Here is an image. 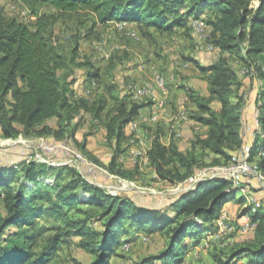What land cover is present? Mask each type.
<instances>
[{
    "label": "trees",
    "instance_id": "1",
    "mask_svg": "<svg viewBox=\"0 0 264 264\" xmlns=\"http://www.w3.org/2000/svg\"><path fill=\"white\" fill-rule=\"evenodd\" d=\"M19 1L36 21L29 23L0 13V137L51 136L72 140L91 156L86 151V138L82 142L76 140L79 118L90 113L94 125L103 121L106 127L108 145L113 151L108 167L124 178H133L134 171L123 169L120 159L126 150V128L144 103L130 101L129 91L127 95H113L115 106L103 120L109 104L105 93L92 101L75 98L74 66H87V78L98 82L103 76L93 62H77L80 38L68 55L60 50L54 40V26L59 19L72 18L83 11L94 15L87 37H99L98 24L106 26L116 21L135 23L147 38L155 32L175 33L183 28L190 36V17L208 13L206 21L213 29V42L221 54L210 65H202L195 58L189 61L208 82L209 95L185 88L188 99L196 106L195 110H188L189 115L197 124L209 128L208 135L197 134L186 150L176 143L167 146L157 137L148 153L150 164L161 180L182 183L205 166L227 164L244 147L246 97L234 91L238 75L226 54L237 56L250 68L254 62H264V0H258L257 6L251 0ZM46 7L56 10V14L46 13ZM261 64L257 69L261 84L256 86L255 102L264 130ZM214 101L220 103L219 110L212 106ZM52 118H57V127L47 123ZM262 144L259 137L254 139L251 158H258ZM211 155L214 158L208 163ZM257 161L264 172V157ZM243 186H234L227 178L208 179L194 189L178 193L164 208H146L132 196L110 194L74 168L37 161L0 165V198L6 211L0 214V264H57L62 245L74 237L79 238L80 248L93 255L89 264H112L122 238L131 239L129 227L137 232H158L166 239L161 251L144 257L138 264H180L206 232L217 228L226 203L237 200L244 206ZM81 204L86 207L78 206ZM249 210L242 207L241 213ZM73 212L86 217H74ZM46 215H52L61 224H39ZM94 217L102 222V229L90 225ZM252 218L258 222L254 238L215 254L217 264H237L245 258L247 264H264V209L252 214ZM11 227L17 229L9 230ZM75 264L84 263L75 260Z\"/></svg>",
    "mask_w": 264,
    "mask_h": 264
},
{
    "label": "rangeland",
    "instance_id": "2",
    "mask_svg": "<svg viewBox=\"0 0 264 264\" xmlns=\"http://www.w3.org/2000/svg\"><path fill=\"white\" fill-rule=\"evenodd\" d=\"M258 3V0H251L253 6H257ZM12 6L15 7L12 8ZM44 11L46 13L56 14V10L50 7H46ZM0 13L8 17H17L29 23L36 21V17L31 16L28 7L19 0H0ZM207 14H201L199 17L206 20ZM91 16L94 15L82 11L72 18L59 19L54 26V40L60 50L68 55L77 44V38H80L78 41L80 58L77 62L84 63L91 61L100 69L103 76L102 80L98 82L101 90L100 93L107 94L111 106L115 104L113 95L123 96L129 94L128 87L130 84L139 85L154 82V73L157 72L166 78L168 88L171 89L168 96V107L172 110L173 101L177 99V96L180 97L178 92H173L175 89H180L179 85L192 84L201 89L200 84L204 79L203 75L200 74L198 68L189 59L199 57L202 61H208L212 64L217 61L221 54V50L213 42V29L210 26L201 32L194 29V19L196 17H190L189 19V23H191L193 28L190 36H188L190 32L188 33L187 29L183 28L178 29L175 33L155 32L153 36L147 38L135 25H131L133 23L130 22H124V24H108L106 26L98 24L97 34L99 37H87V28L93 23ZM226 56L229 58L230 64L238 75L234 85V91L237 94H244L248 101V96H250L248 92L250 93L252 91V87L256 80H258L257 69H259V64L263 62H254L250 68L237 56L230 54H226ZM169 61L172 62L171 66H169ZM166 64L168 67H166ZM173 65L174 67H172ZM74 69L77 78L86 73L85 68L82 66H74ZM87 69L89 70L88 67ZM171 74H174L179 79L175 82L172 81L169 79ZM239 84L242 85V88L239 87ZM111 87L113 88L112 92L109 91ZM198 91L201 93L200 90ZM128 98L130 101H135L132 96ZM139 103L145 104V101H139ZM212 106L214 107L213 103ZM90 119V115L88 116L86 113L79 118V128L86 132V140L90 132L100 126L98 122L94 125ZM50 120L51 125L58 126L57 118ZM44 137L55 139L51 136ZM56 140L60 141V139ZM97 144L100 145L99 142ZM104 145H101V150L107 155L106 153L110 152L111 148L107 143ZM76 147L78 148V146ZM22 148V145L10 146L7 151H4L3 146H0V164L5 165L21 161ZM87 156L97 163L100 168L108 170L111 175H114V177L109 178L105 173L98 171L94 175L87 176L91 181L97 184L103 183L107 188L110 186H118L120 187L118 195L132 196L136 202L146 208H164L166 207L167 201L169 199L173 200L178 194L174 192L177 188L176 183L154 181L152 177H149L150 172L146 173L148 177L146 175V177L142 176L141 178H137L134 175L133 178H125V182L121 184L115 178V176L120 175L108 167L112 155L106 159V156H102L103 160L95 155L94 157ZM208 163H210L209 160ZM78 206L86 207L82 204ZM0 214H6L2 198H0ZM72 216L86 217V215H78L76 212H73ZM232 220L234 219L232 218ZM234 222L236 221L234 220ZM39 224L51 227L56 225L57 227L61 223L57 222L52 215H46L40 219ZM90 225L98 229L103 228L102 222L97 220L96 217L90 219ZM16 229V227H11L9 230ZM129 229L131 239L128 237L127 239H123L124 242L122 240L120 241L116 247L117 255L112 257V264H138L144 257L157 254L165 247L164 242L166 239L158 232L150 234L148 232H137L133 227H129ZM43 236L46 237L47 233ZM232 237L234 239L236 238L235 235ZM240 237L247 241L251 236L246 234ZM78 240L79 238L74 237L62 245L59 251V255H61L59 260V255L55 258V261L58 260L57 264H75V260L89 264L93 261V255L80 248L77 244ZM234 241L218 239L208 231L204 234V237L198 245V252L190 257H188L190 253L188 252L180 264H217L214 255L223 250L228 251L231 249L230 247L236 243Z\"/></svg>",
    "mask_w": 264,
    "mask_h": 264
},
{
    "label": "built area",
    "instance_id": "3",
    "mask_svg": "<svg viewBox=\"0 0 264 264\" xmlns=\"http://www.w3.org/2000/svg\"><path fill=\"white\" fill-rule=\"evenodd\" d=\"M15 6H12L14 8ZM194 29L197 31H204L209 24L201 17L194 19ZM264 72V62L261 64ZM154 82H147L145 84H130L128 91L131 93L132 98L139 101L150 102L153 106V111L149 115L141 117V122H158L159 117L166 110L168 106L169 88L166 78L160 74L154 73ZM259 110L256 108L255 121L257 128L254 132V139L259 137L263 142L262 147L258 152V157H264V130L262 129L258 120ZM170 125L174 131L176 138H182L184 136V126L186 124H195L196 130L200 129L197 124L189 115L185 105H182L177 113L173 116L170 121ZM140 123L132 121L129 124V128L132 132H138ZM7 139V138H6ZM11 139L9 144L3 146V150L7 151L10 146L22 145V160L18 162L9 163L17 165L22 161L31 162L37 161L47 163L55 167L67 166L76 169L83 178L91 181L87 176L94 175L98 171L105 173L109 178L114 177L108 170H104L98 166L97 163L92 161L83 151L76 147L72 140H56L49 139L44 136L37 138H9ZM149 152H146L141 147L136 153V157H144L149 160ZM252 144L245 143L244 147L236 152L231 160L227 164L208 165L199 169L195 174L190 176L185 182L176 183L177 188L174 192L180 193L189 189H194L196 185L204 180L213 178H227L234 186H243L242 190L245 192V185L249 179H256L260 182L264 181V172L259 162L251 158ZM150 161V160H149ZM157 177L159 178L158 174ZM116 179L122 184L125 182V178L121 176H115ZM100 187L105 188L110 194L118 195L120 187L118 186H107L103 183H94ZM249 207L248 213L243 214V222L236 223L226 213H222L217 221V228L210 232L218 239H226L234 241L235 234H246L248 232H255L258 226V222L254 221L252 214L257 213L259 210L264 209V197L260 200L248 198L247 203L244 205ZM124 242V240L122 239Z\"/></svg>",
    "mask_w": 264,
    "mask_h": 264
},
{
    "label": "crops",
    "instance_id": "4",
    "mask_svg": "<svg viewBox=\"0 0 264 264\" xmlns=\"http://www.w3.org/2000/svg\"><path fill=\"white\" fill-rule=\"evenodd\" d=\"M257 4V3H256ZM205 14V13H203ZM124 24V22L122 21H116V22H112L111 24ZM126 24V23H125ZM128 25V24H127ZM131 25H135L137 28L138 26L133 23ZM171 57V56H170ZM173 58V57H172ZM195 59H200L199 57L195 58ZM201 62L202 65H210V63L208 61H202L201 59L198 60ZM176 62H178L176 60ZM172 65V62L169 61V66ZM83 68H85V75H81L80 77L78 76L77 81L75 83V93H74V97L75 98H86L90 101L94 100V98L96 96H98V94L100 93V88H99V84L98 81L96 79L93 78H87L88 73V69L87 66H82ZM166 67L167 64H166ZM174 67V65L172 66ZM201 74V73H200ZM169 79H171L172 81H177L174 74H171V76L169 77ZM258 84H261V82H259L258 80H256L254 87H252V91L248 94H250V96H248L249 100H246V103L243 107V136H244V140L247 143H251L253 145L254 142V132L257 128V124L255 121V116H256V86ZM188 85V86H187ZM201 89H199L197 86L192 85V84H181L179 85L180 89H175L173 92L175 93H179L180 97L177 96V99L173 101V111L169 109V107H166V110L162 113V115L159 117V121L158 122H153V121H149V122H141V117L145 116V115H149L152 111H153V106L150 102L145 101L144 106L140 109V112L138 114V116L133 120L134 122L140 123L139 126V130L138 132H132L128 127L126 128V132L128 135V139L124 142L123 144V148H125L126 150L122 153L121 156V163H122V167L123 169L126 170H132L134 171V175L137 178H141L142 176L146 177V173L150 172L149 177L153 178L154 181H163L160 178L157 177V173L155 171V169L151 166L150 161L147 160L144 157H136V153L138 152V150L143 147L145 149L146 152H149V150L151 149L154 139L155 138H159L160 141L169 146L172 143H176L181 150H186L188 145L190 144V141L192 139L195 138V136L197 134L206 137L208 135L209 132V128L206 126H200L199 130H196L195 124H186L184 126L183 132H184V136L182 138H176L174 136V131L171 127V119L173 118V116L177 113V111L180 109V107L182 105H185L187 111L189 110H195L196 106L194 103H192L189 99L188 96L186 94L185 88L186 87H192L194 89H198L201 91V93L203 95H209V91H208V82L203 79L201 82ZM173 88V87H172ZM98 89V92H97ZM171 89H169L170 91ZM203 90V91H202ZM252 92H253V96H252ZM101 94V93H100ZM171 94V93H170ZM107 95V94H106ZM235 101V99H234ZM214 108L219 110L220 109V103L218 101H214ZM115 104H113L112 106L110 104H108L107 110L104 112L103 114V120L105 118V114L106 112L114 107ZM88 114V116L90 115V120L92 121V115L90 113H86ZM51 120H48V124L51 125ZM100 123V126L93 130L92 132H90L86 142H85V147H86V151L90 153L91 156L94 157H100V159H102V156H106L105 159L108 156L112 155V148L110 152H107L105 155L102 150H101V145H104L105 143L108 144L107 141V130L106 127L103 123V121L98 122ZM53 126V125H51ZM53 127H57V126H53ZM84 130H81L80 128H78V131L76 133V140L78 142H82L84 137L86 136V132H84ZM22 139V138H35V136L33 137H25L23 135L18 136L16 139ZM11 141V139L9 138H2L0 137V146L2 143H4V145L9 144ZM97 142L100 143L97 144ZM105 147V145H104ZM213 155L210 156V159H208L209 161L213 160ZM259 160V157L255 160ZM103 160V159H102ZM93 161V160H92ZM1 165V164H0ZM3 165V164H2ZM148 177V175H147ZM148 181V180H147ZM163 182H167V181H163ZM245 192L242 190L243 195H245V201H244V205L247 203L248 198H253V199H257L260 200L264 197V181L260 182L256 179H249L248 182L245 185ZM234 201V202H231ZM228 203H226V205L223 208V212L226 213L229 217L233 218L237 223H242L243 222V213H241L242 211V204L240 202H238L237 200H231ZM222 212V213H223ZM246 234H249L251 237L248 238L247 240H251L254 238L255 236V232H248ZM246 234H235L236 238L234 239L236 243H241L245 240L241 239V235H246ZM125 238V237H124ZM122 238V239H124ZM128 237H126L127 239ZM164 238V237H163ZM216 243V242H214ZM165 244V242H164ZM195 248V249H194ZM198 245L194 246L193 248H191L189 250V254L188 257L192 256L194 253L198 252ZM248 262V258L242 259L240 261H238L237 264H247Z\"/></svg>",
    "mask_w": 264,
    "mask_h": 264
}]
</instances>
